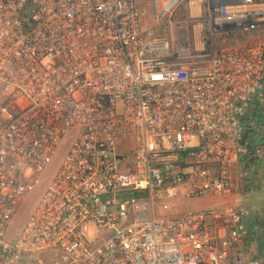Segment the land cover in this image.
<instances>
[{
	"label": "built area",
	"instance_id": "1",
	"mask_svg": "<svg viewBox=\"0 0 264 264\" xmlns=\"http://www.w3.org/2000/svg\"><path fill=\"white\" fill-rule=\"evenodd\" d=\"M140 2L0 0V264H264L248 207L160 208L229 197L263 156L264 0H151L149 27Z\"/></svg>",
	"mask_w": 264,
	"mask_h": 264
},
{
	"label": "crops",
	"instance_id": "2",
	"mask_svg": "<svg viewBox=\"0 0 264 264\" xmlns=\"http://www.w3.org/2000/svg\"><path fill=\"white\" fill-rule=\"evenodd\" d=\"M140 4L143 11H146L144 21H149V26H151L153 22L151 0H141ZM254 37L255 39H264V32L255 33ZM246 122L249 133L253 138L254 146L264 147V83L249 110ZM245 167L249 171V178L242 180L239 176H235L233 193L225 199L211 201L214 205H243L242 201L244 199L254 200V198L258 199V194H264V158L259 159L257 163H247ZM246 225L249 235L245 246L247 251H243V258L250 260L253 254L249 251L250 242L254 243L263 232L261 229L257 232L258 224H253L252 226L248 222V218L246 219ZM243 249L244 247H242Z\"/></svg>",
	"mask_w": 264,
	"mask_h": 264
},
{
	"label": "rangeland",
	"instance_id": "3",
	"mask_svg": "<svg viewBox=\"0 0 264 264\" xmlns=\"http://www.w3.org/2000/svg\"><path fill=\"white\" fill-rule=\"evenodd\" d=\"M150 22L146 21L145 26H149ZM71 145V138L68 137L64 140L61 146L58 148L52 163L49 165L47 170L41 176V183L38 187L26 198L21 208L19 209L10 229H9V237L16 238L19 230L23 227L24 222L38 203L42 193L44 192L46 186L56 173L64 156L66 155L68 149ZM261 158H264V154ZM250 201H252L250 203ZM170 209L172 208L173 213L183 212L186 210H190L193 208H202L208 207L213 204L208 199H200L193 201L191 203L186 202L184 199L179 198L175 201L169 203H162L160 208L166 209L170 204ZM242 204L250 209V216L248 218V222L253 226V224H258L256 231L258 232L260 229L262 230V234L255 240L253 244V254L256 259H260L264 256V194H258V199L248 200L244 199ZM171 211V210H170ZM260 227V228H259ZM262 227V228H261Z\"/></svg>",
	"mask_w": 264,
	"mask_h": 264
}]
</instances>
